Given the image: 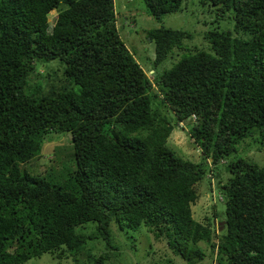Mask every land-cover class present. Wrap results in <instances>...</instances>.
<instances>
[{"label": "trees", "instance_id": "16d2710c", "mask_svg": "<svg viewBox=\"0 0 264 264\" xmlns=\"http://www.w3.org/2000/svg\"><path fill=\"white\" fill-rule=\"evenodd\" d=\"M142 1L159 21L184 0ZM199 2L229 12L240 36L206 31L207 51L185 45L187 30L149 29L151 79L119 34L114 0H0V264L45 253L105 264L111 253L94 255L76 230L89 222L106 250H118L113 223L132 230L144 224L187 264L204 258L201 241L216 249L217 264H264L263 166L227 162L230 176L218 185L225 204L219 235L191 209L209 165L264 134V0ZM175 52L180 57L156 73ZM54 59L64 83L27 87L34 61ZM168 110L178 124L193 120L188 133L200 146L199 162L167 145ZM64 131L76 169L63 184L21 167L41 153L48 133Z\"/></svg>", "mask_w": 264, "mask_h": 264}, {"label": "rangeland", "instance_id": "374dc122", "mask_svg": "<svg viewBox=\"0 0 264 264\" xmlns=\"http://www.w3.org/2000/svg\"><path fill=\"white\" fill-rule=\"evenodd\" d=\"M114 5L119 34L151 79L154 75L151 70L154 44L148 40L149 29L165 26L187 30L192 33V38L186 40L185 45L207 51H209V44L203 37L206 31L217 29L229 31L235 37L240 36L234 31L229 12L218 14L214 6L211 4L202 5L199 0H184L180 11L167 14L159 21L149 15L142 0H114ZM57 13V10H52L48 14L50 28L56 20ZM180 54L175 52L174 55L169 56L156 69V73L169 68L172 61H176ZM28 79L27 87L39 83L41 91H47L51 85L59 86L64 83L63 65L58 59L48 62L34 61V70ZM166 114L173 124V130L167 138V145L177 155L193 162H199L202 159L200 146L193 141L188 133L193 120L186 119L182 123L183 126L181 123H176L171 110H168ZM236 149V152L224 160L209 165V172L197 184L198 198L191 206L193 218L203 223H212L217 235L221 233L222 222L225 220V204L221 200L222 194L218 185L226 182L230 176L227 162L236 158H244L264 167V134L256 132L240 141L236 145ZM21 167L30 174L44 177L53 184H63L76 169L70 132L48 133L41 153L22 164ZM94 226V222H89L78 226L76 230L87 235L86 248L90 249L94 255L98 256L104 252L111 253V257L105 261V264H187L180 255L172 252L163 238L156 237L144 224L132 230L119 229L117 224L113 223L111 233L113 242L118 246L117 251L106 250L104 240L92 235ZM131 245H135V247L133 248ZM197 245L205 253L204 258L198 264H217L216 249L213 250L209 242L201 241ZM79 259L83 261V257ZM23 264L84 263L75 262L72 258L59 261L52 258L51 254L45 253L39 258H31Z\"/></svg>", "mask_w": 264, "mask_h": 264}, {"label": "clouds", "instance_id": "9594fccd", "mask_svg": "<svg viewBox=\"0 0 264 264\" xmlns=\"http://www.w3.org/2000/svg\"><path fill=\"white\" fill-rule=\"evenodd\" d=\"M221 200H222V195H221Z\"/></svg>", "mask_w": 264, "mask_h": 264}]
</instances>
